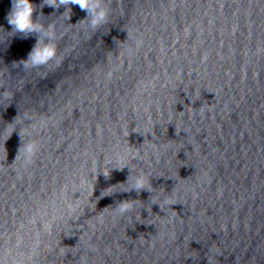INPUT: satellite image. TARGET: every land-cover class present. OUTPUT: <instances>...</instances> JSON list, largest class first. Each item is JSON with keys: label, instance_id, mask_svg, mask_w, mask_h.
<instances>
[{"label": "water", "instance_id": "obj_1", "mask_svg": "<svg viewBox=\"0 0 264 264\" xmlns=\"http://www.w3.org/2000/svg\"><path fill=\"white\" fill-rule=\"evenodd\" d=\"M31 2L57 57L14 66L0 0V264H264V0Z\"/></svg>", "mask_w": 264, "mask_h": 264}, {"label": "clouds", "instance_id": "obj_2", "mask_svg": "<svg viewBox=\"0 0 264 264\" xmlns=\"http://www.w3.org/2000/svg\"><path fill=\"white\" fill-rule=\"evenodd\" d=\"M68 5L79 6L81 11L86 12V19L90 18V25L93 29L108 21L109 11L102 6V0H42L40 7L48 6L58 9L60 6ZM35 11L36 5H34L31 0H11V7L5 16L7 24L11 26V32L20 34L21 38H28L32 34H38L36 43L28 53L27 58L22 59L18 63L14 62V66L19 64L25 69L40 68L56 60L57 46L52 42L55 38L54 29L52 26H49V30L46 32V37L49 42H42L39 38V34L45 33V29L38 20L33 19ZM21 150H23L24 163L28 165L32 162L33 156L39 149L34 143L27 142L20 148L18 155H20ZM104 175L107 176L108 171H105ZM134 188L136 190L150 188L148 178L142 173L138 174L135 177ZM132 207L133 202L125 201L119 204L115 211L120 216H123Z\"/></svg>", "mask_w": 264, "mask_h": 264}]
</instances>
